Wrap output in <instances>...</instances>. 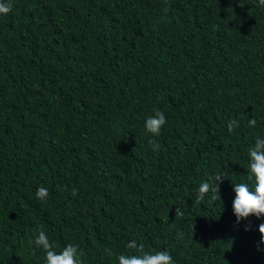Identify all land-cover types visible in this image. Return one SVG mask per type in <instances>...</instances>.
I'll return each mask as SVG.
<instances>
[{"label": "trees", "instance_id": "16d2710c", "mask_svg": "<svg viewBox=\"0 0 264 264\" xmlns=\"http://www.w3.org/2000/svg\"><path fill=\"white\" fill-rule=\"evenodd\" d=\"M11 2L0 15V264H44L41 230L57 252L78 245L83 264H118L133 240L175 264H264V219L237 225L233 213V183L251 186L248 149L264 138L258 0ZM157 109L158 153L144 127ZM217 174L220 198L195 203Z\"/></svg>", "mask_w": 264, "mask_h": 264}, {"label": "clouds", "instance_id": "9594fccd", "mask_svg": "<svg viewBox=\"0 0 264 264\" xmlns=\"http://www.w3.org/2000/svg\"><path fill=\"white\" fill-rule=\"evenodd\" d=\"M166 2V0H165ZM258 7L264 8V0H258ZM12 10L11 0H0V15H7ZM168 8H164L165 14ZM167 124V118L163 111L157 109L154 114L147 117L144 127L148 136V143L152 150L156 153L160 151L159 142L154 139L160 136L162 128ZM256 125L255 119L248 121L249 127ZM240 123L236 119H232L227 124L229 133H233ZM134 151V149H133ZM249 165H248V181L249 183H233V191L235 197L233 200V213L236 216V224L239 225L242 221L248 220L249 217L255 216L257 219H264V138L257 137L254 145L248 149ZM224 177L217 174L210 177L209 181L200 184L195 203H200L205 200L208 193V202H215L218 197L216 193L220 192V183ZM218 182V183H217ZM73 196L77 194L73 190ZM49 195L48 189L40 186L36 191V198L42 202H46ZM185 215L184 210L180 207L176 209L177 218ZM251 221L245 225V231H251ZM260 237L257 242V251L264 252V223L259 225ZM35 247L42 249L45 253L44 264H83V253L80 251L78 245L68 244L60 252L55 250V245L50 242L47 234L41 230L36 235L34 240ZM129 249L135 250V254L125 255L120 254L117 257L118 264H175L172 255L166 251H156L152 253L145 251L143 243L137 244L135 240L131 241L127 246ZM105 252L111 256L114 255L110 249H105Z\"/></svg>", "mask_w": 264, "mask_h": 264}]
</instances>
